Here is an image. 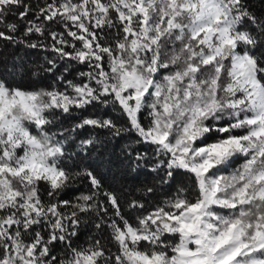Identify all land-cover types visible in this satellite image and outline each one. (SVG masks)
Segmentation results:
<instances>
[{"label":"snow or ice","instance_id":"1","mask_svg":"<svg viewBox=\"0 0 264 264\" xmlns=\"http://www.w3.org/2000/svg\"><path fill=\"white\" fill-rule=\"evenodd\" d=\"M0 42L84 69L34 91L0 72V264H264V15L247 0H0ZM96 105L124 123L61 126ZM89 129L80 153L100 130L150 146L131 167L151 160L166 198L81 167L68 143Z\"/></svg>","mask_w":264,"mask_h":264},{"label":"trees","instance_id":"2","mask_svg":"<svg viewBox=\"0 0 264 264\" xmlns=\"http://www.w3.org/2000/svg\"><path fill=\"white\" fill-rule=\"evenodd\" d=\"M32 3L40 2V0H30ZM250 9L257 15H264V0H247ZM52 53L43 49L33 50L26 49L22 46H9L0 42V72L7 70L10 75L7 79L14 81L16 86L21 87L25 91H34L38 89H46L50 85L59 87L54 76L63 75L67 79L79 80L78 72L84 70L82 65H70L67 71H64V64L61 62L58 68L53 73L44 72L39 66L48 67L46 57L51 58ZM32 73H37L33 75ZM87 116H103L105 118L111 117L119 119L120 123H124V117L118 110L114 111L111 106L96 105L85 110H77L70 117H60L62 127H70L77 123L82 117ZM55 131V127L53 128ZM97 134L93 130H85L78 139L70 140L68 143L69 151L78 153L81 167H87L98 175L104 182L105 187H124L129 191H133L134 195H139L140 192L136 190H143L146 186H154L160 189L158 199L166 198V193L169 190V185H161L159 183V176L156 172H152L151 160L145 163L143 167L135 170L131 167V157L129 152L134 156L137 152H148L151 158L150 146L145 144H136L135 137L132 134H124L120 137H111L106 131L100 130L98 132L99 144L95 149L88 153H80L79 140L86 139L89 135ZM242 161H238L240 163ZM80 169H77L79 171ZM175 183L178 185L184 182L183 175L176 176ZM174 190V187H173ZM81 191H86V186L79 181L70 189L62 198L75 199ZM89 225L82 226V232L79 239L81 244L85 243L89 235ZM54 250L60 253L59 245L54 246Z\"/></svg>","mask_w":264,"mask_h":264}]
</instances>
